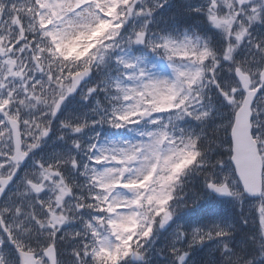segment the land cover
I'll return each mask as SVG.
<instances>
[{
	"label": "snow or ice",
	"instance_id": "snow-or-ice-1",
	"mask_svg": "<svg viewBox=\"0 0 264 264\" xmlns=\"http://www.w3.org/2000/svg\"><path fill=\"white\" fill-rule=\"evenodd\" d=\"M0 264H264V0H0Z\"/></svg>",
	"mask_w": 264,
	"mask_h": 264
}]
</instances>
